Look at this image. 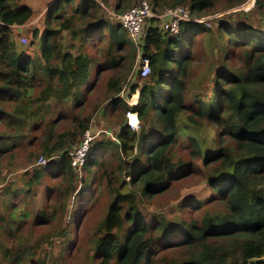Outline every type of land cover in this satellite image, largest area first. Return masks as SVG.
Returning <instances> with one entry per match:
<instances>
[{"label": "trees", "instance_id": "obj_1", "mask_svg": "<svg viewBox=\"0 0 264 264\" xmlns=\"http://www.w3.org/2000/svg\"><path fill=\"white\" fill-rule=\"evenodd\" d=\"M49 1L43 28L32 27L22 46L15 28L34 11L23 0H0V264L59 263L64 243L56 256L50 243L63 240L70 198L80 208L78 225L86 205L106 199L88 240L90 264H264L263 31L220 17L211 29L181 22L170 35L148 18L138 52L150 70L146 78L140 67L135 72L128 96L139 90L138 100L129 106L121 89L138 55L122 25L100 13L110 0ZM246 1L148 4L154 15L183 7L196 19L222 2L230 9ZM137 4L117 0L114 11ZM254 5L263 20L264 0ZM202 60L212 69L206 75L195 68ZM93 69L96 80L109 76L100 112L121 116L114 136L90 143L77 188L70 154L99 107H87L83 96L96 85H89ZM128 111L137 115L136 130ZM178 143L185 157L176 154ZM22 151L30 169L7 184ZM187 180L202 181L206 194L183 196L169 218L153 209L145 220L144 208Z\"/></svg>", "mask_w": 264, "mask_h": 264}, {"label": "rangeland", "instance_id": "obj_2", "mask_svg": "<svg viewBox=\"0 0 264 264\" xmlns=\"http://www.w3.org/2000/svg\"><path fill=\"white\" fill-rule=\"evenodd\" d=\"M78 0H74V4L77 3ZM117 0H110L109 5H100V13L105 16L108 20H110L112 23H118V17L121 13H116L114 11V7ZM142 1H145L148 3V0H139V3ZM255 0H247L244 4L230 8V9H223L224 2L221 3V9H217L216 12L202 17V18H196L198 21H202L204 26H206L207 29H211L213 27L212 21L214 19L223 17L231 19L235 22H247L251 26L255 25L256 27L260 28L264 33V19L260 18L261 16L258 14L256 7L254 5ZM23 4L31 7L34 11V18L31 20L27 25L23 27H17L15 28V36L17 42L22 46H27L30 38H29V31L32 27H37L39 30L40 28H43V22H44V14L45 10L47 9V6L50 4L49 0H23ZM138 5V4H137ZM261 19V23H260ZM161 23L165 21V19L160 20ZM259 24H258V23ZM22 39H25V42L22 41ZM131 39V38H130ZM139 38L138 40L133 42L136 50H137V58L133 62L132 70L130 74L126 77L123 85H122V93L121 98H123V102L128 104L129 106L135 105L137 103L138 99V91L128 96V88L131 84L135 82V72L138 71L140 67V56H139V44L141 42ZM106 46L104 43L103 47ZM204 66L203 60L195 65V68L202 67L200 70V75L207 74L212 69L210 65ZM204 75V77H205ZM109 76H102L99 77V79H95V69H93L90 72V84L93 85L95 81H97L95 84L94 89L91 93L88 92V89H85L83 91L84 98L87 99V107L92 108L93 106L97 105V111L94 113L91 122L89 124V130L90 132L94 133L96 131H102V134H100L96 139H100L105 136H114L115 133L118 131V126L115 124L118 120V116H121V112L116 114V117L109 116V118H106L102 112H100V109H102L106 104H108V101L105 102V83ZM203 77V78H204ZM88 85V86H89ZM195 90V89H194ZM107 113V114H106ZM109 111L105 112L106 115H108ZM126 117V116H125ZM130 128V127H129ZM106 132V133H105ZM95 139V140H96ZM184 139V138H183ZM184 144V143H180ZM179 143L176 144V154L180 157H185L187 155L186 151H179L178 148L181 147ZM16 162V163H15ZM37 162V161H36ZM15 163L16 169L13 170L12 173L6 174V182L7 184L10 182H16L15 184H19V179L22 177V174L30 169V166L26 165L27 163V157L24 151L17 153L15 156V159L13 161V164ZM12 168V167H11ZM76 174V173H75ZM85 175L82 171L78 173V187L81 186V179ZM202 182V181H201ZM200 180L194 181V180H187L186 182H182L181 184L176 185L171 192H169L166 196L161 198L154 206L149 207L147 206L144 208V218L145 220L149 219L150 212L154 209L156 212H160L166 215V217H171L174 213L177 212L175 206L177 202H179L183 196L186 197L187 194H191L197 197H203L206 194V191L204 190V185L201 184ZM184 198V197H183ZM106 203V199H102L100 205H92L90 207V203L86 205V212H84L85 216V222L78 225V221L80 219V208H74V200L73 198L69 199L67 210L65 211L64 215L62 216V228L65 229L63 240L60 238L53 239L51 244V252L53 254H58L61 250H63L62 244L64 243L65 246V252L63 255V259L57 264H90V256L88 254V240L91 235V230L96 225V223L102 218L103 212H104V206ZM156 206V207H155ZM38 207V205H36ZM74 208V210H73ZM153 210V212H154ZM89 211V212H88ZM178 214V212H177ZM79 226V230L76 228ZM53 228V227H52ZM36 234L44 233V228H37ZM50 248L48 249V251ZM51 253V254H52Z\"/></svg>", "mask_w": 264, "mask_h": 264}, {"label": "built area", "instance_id": "obj_3", "mask_svg": "<svg viewBox=\"0 0 264 264\" xmlns=\"http://www.w3.org/2000/svg\"><path fill=\"white\" fill-rule=\"evenodd\" d=\"M117 17L119 23L122 25L123 29L127 32L134 43L139 38L142 39L143 28L148 18H156L158 20L165 19V21L161 23V29L164 33H168L170 35H175L179 32V25L181 22L192 21L196 23H202V21L191 18L188 15L186 9L183 7L167 9L160 15H154L151 12L149 4L145 1H142L139 5L130 8ZM22 41L25 42V39H22ZM149 70V61L147 59H140V77L146 78L149 74ZM125 116L126 123L130 129L136 130L138 128L137 115L131 111H128ZM100 134H102V131H96L92 133L89 129L86 130L80 143L70 154V166L77 176L81 171V167L87 155L90 143ZM46 162L47 161L45 159L39 158L37 164L45 166Z\"/></svg>", "mask_w": 264, "mask_h": 264}, {"label": "clouds", "instance_id": "obj_4", "mask_svg": "<svg viewBox=\"0 0 264 264\" xmlns=\"http://www.w3.org/2000/svg\"><path fill=\"white\" fill-rule=\"evenodd\" d=\"M138 96V95H137Z\"/></svg>", "mask_w": 264, "mask_h": 264}, {"label": "crops", "instance_id": "obj_5", "mask_svg": "<svg viewBox=\"0 0 264 264\" xmlns=\"http://www.w3.org/2000/svg\"><path fill=\"white\" fill-rule=\"evenodd\" d=\"M138 100V99H137Z\"/></svg>", "mask_w": 264, "mask_h": 264}]
</instances>
